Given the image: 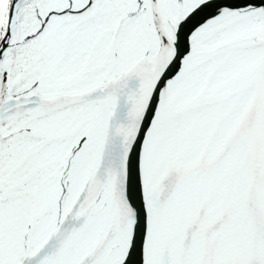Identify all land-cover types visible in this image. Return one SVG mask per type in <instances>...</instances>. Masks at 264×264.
<instances>
[{"label":"snow or ice","instance_id":"obj_1","mask_svg":"<svg viewBox=\"0 0 264 264\" xmlns=\"http://www.w3.org/2000/svg\"><path fill=\"white\" fill-rule=\"evenodd\" d=\"M0 264H264V0H0Z\"/></svg>","mask_w":264,"mask_h":264}]
</instances>
